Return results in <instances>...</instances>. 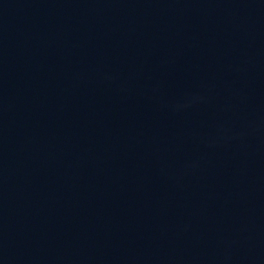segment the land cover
<instances>
[{
    "label": "water",
    "instance_id": "obj_1",
    "mask_svg": "<svg viewBox=\"0 0 264 264\" xmlns=\"http://www.w3.org/2000/svg\"><path fill=\"white\" fill-rule=\"evenodd\" d=\"M0 264H264V0H0Z\"/></svg>",
    "mask_w": 264,
    "mask_h": 264
}]
</instances>
